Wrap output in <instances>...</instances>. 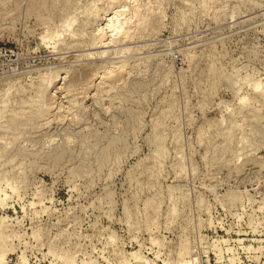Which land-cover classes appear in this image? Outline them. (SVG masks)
Here are the masks:
<instances>
[{
    "label": "rangeland",
    "instance_id": "rangeland-1",
    "mask_svg": "<svg viewBox=\"0 0 264 264\" xmlns=\"http://www.w3.org/2000/svg\"><path fill=\"white\" fill-rule=\"evenodd\" d=\"M0 46L1 264H264V0H0Z\"/></svg>",
    "mask_w": 264,
    "mask_h": 264
},
{
    "label": "built area",
    "instance_id": "built-area-1",
    "mask_svg": "<svg viewBox=\"0 0 264 264\" xmlns=\"http://www.w3.org/2000/svg\"><path fill=\"white\" fill-rule=\"evenodd\" d=\"M2 53H1V46H0V55H1Z\"/></svg>",
    "mask_w": 264,
    "mask_h": 264
},
{
    "label": "bare ground",
    "instance_id": "bare-ground-1",
    "mask_svg": "<svg viewBox=\"0 0 264 264\" xmlns=\"http://www.w3.org/2000/svg\"><path fill=\"white\" fill-rule=\"evenodd\" d=\"M118 23V22H117ZM1 264V263H0ZM3 264V263H2Z\"/></svg>",
    "mask_w": 264,
    "mask_h": 264
}]
</instances>
